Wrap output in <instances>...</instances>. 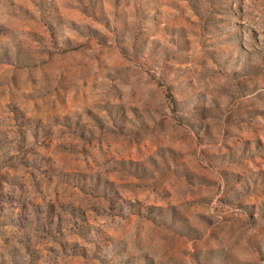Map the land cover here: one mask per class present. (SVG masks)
Returning <instances> with one entry per match:
<instances>
[{
	"label": "rangeland",
	"instance_id": "rangeland-1",
	"mask_svg": "<svg viewBox=\"0 0 264 264\" xmlns=\"http://www.w3.org/2000/svg\"><path fill=\"white\" fill-rule=\"evenodd\" d=\"M0 264H264V0H0Z\"/></svg>",
	"mask_w": 264,
	"mask_h": 264
}]
</instances>
